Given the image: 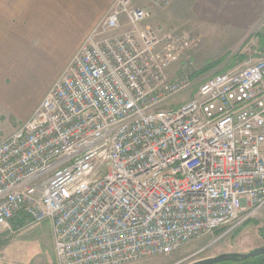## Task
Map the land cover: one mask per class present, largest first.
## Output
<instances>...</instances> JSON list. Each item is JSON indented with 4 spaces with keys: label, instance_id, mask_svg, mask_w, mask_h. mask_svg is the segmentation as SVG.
I'll list each match as a JSON object with an SVG mask.
<instances>
[{
    "label": "built area",
    "instance_id": "built-area-1",
    "mask_svg": "<svg viewBox=\"0 0 264 264\" xmlns=\"http://www.w3.org/2000/svg\"><path fill=\"white\" fill-rule=\"evenodd\" d=\"M174 1L113 0L0 138V234L49 221L58 264H125L264 208V52L253 41L243 65L193 79L198 38L147 23Z\"/></svg>",
    "mask_w": 264,
    "mask_h": 264
},
{
    "label": "crops",
    "instance_id": "crops-1",
    "mask_svg": "<svg viewBox=\"0 0 264 264\" xmlns=\"http://www.w3.org/2000/svg\"><path fill=\"white\" fill-rule=\"evenodd\" d=\"M112 3L113 0H0V106L27 120L63 73L62 69L41 99L21 115V90L39 69L37 65L62 62L68 66ZM172 9L190 18V28L203 36L196 55L204 40H214L218 32L239 48L261 31L255 34V42L258 46L264 44V0H175Z\"/></svg>",
    "mask_w": 264,
    "mask_h": 264
},
{
    "label": "rangeland",
    "instance_id": "rangeland-1",
    "mask_svg": "<svg viewBox=\"0 0 264 264\" xmlns=\"http://www.w3.org/2000/svg\"><path fill=\"white\" fill-rule=\"evenodd\" d=\"M177 12L172 9V6L166 11L157 10L156 15L147 23L154 27L160 26L162 28L177 29L179 31L191 29L193 34L198 38L194 51L198 50L203 41V36L190 28V24L188 23L190 18H185L182 14L178 15ZM259 32H255V34L257 33L258 35ZM255 34L252 35L247 44L255 41ZM215 36L214 40L210 37L204 40L202 50L197 55L193 51V79L206 78L213 74L225 72L236 66L243 65L249 57L245 53L247 44L239 48H234L236 43H232V40H229L222 32H218ZM258 48L259 52H264V44ZM260 56L256 54L254 57L258 58ZM221 57L223 58L220 59ZM262 57H264V53ZM216 61H219L217 67L195 77L198 71ZM176 66L181 68L178 64L174 65L171 69L172 72H175ZM37 67L39 69L32 73L30 79L26 82L27 87L21 90V92H24L20 98L21 115H24L32 109L35 103L45 93L44 90L47 86L59 75L62 69L64 72V68H67L66 64L62 62L47 63L37 65ZM182 67L184 66L182 65ZM193 95L194 93L191 90L184 91L172 98L169 101V105H181L187 102ZM0 110L3 111L0 114L2 115L0 117V138H3L13 133L24 120L20 118V114L9 108L0 106ZM14 229V233H10V231L0 234V264H58L55 255L51 222L30 223L26 226L16 225ZM222 232L218 231L215 234L197 238L169 254L147 256L125 264H192L200 259L217 256L226 252L245 253L255 248L263 247L264 208L247 220L239 229L223 238L217 239Z\"/></svg>",
    "mask_w": 264,
    "mask_h": 264
},
{
    "label": "water",
    "instance_id": "water-1",
    "mask_svg": "<svg viewBox=\"0 0 264 264\" xmlns=\"http://www.w3.org/2000/svg\"><path fill=\"white\" fill-rule=\"evenodd\" d=\"M264 254V246L255 248L249 252H226L217 256L207 257L193 262L192 264H216L224 261H239L247 260Z\"/></svg>",
    "mask_w": 264,
    "mask_h": 264
},
{
    "label": "trees",
    "instance_id": "trees-1",
    "mask_svg": "<svg viewBox=\"0 0 264 264\" xmlns=\"http://www.w3.org/2000/svg\"><path fill=\"white\" fill-rule=\"evenodd\" d=\"M221 62V60H220ZM219 61L217 62H212L210 64H208L204 69L200 70L197 72L196 76H199L201 74L206 73L207 71L213 69L214 67H217ZM216 264H264V254L253 257V258H249L247 260H239V261H224V262H220V263H216Z\"/></svg>",
    "mask_w": 264,
    "mask_h": 264
}]
</instances>
